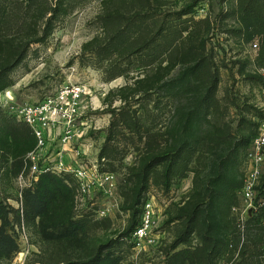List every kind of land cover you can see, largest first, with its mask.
Masks as SVG:
<instances>
[{
    "label": "rangeland",
    "instance_id": "rangeland-1",
    "mask_svg": "<svg viewBox=\"0 0 264 264\" xmlns=\"http://www.w3.org/2000/svg\"><path fill=\"white\" fill-rule=\"evenodd\" d=\"M164 4L169 10L195 4L198 18H210L214 27L210 47L221 67L220 113L214 119L205 118L204 112L197 111L194 97L184 96L174 109L169 136L176 142L184 137L192 142L216 124L222 130L231 129L230 143L211 153L204 148L190 165L187 177L174 180L169 187L154 180L143 195L144 205L136 204L135 189L140 184L132 170L143 162L142 145L136 139L134 144L123 141L114 146L109 157L100 158L110 125L107 112L121 106L119 99L115 100L119 96L115 92L128 81L120 77L107 83L102 70L80 63L82 46L97 34L94 20L100 2H91L58 24L46 45L35 46L14 72L15 84L0 93V114L6 116L9 125L24 132L28 126L14 119L6 105L36 104L66 85L84 89L75 136L62 144L56 134L39 154L35 147L26 155L15 157L18 151L11 147L15 129L6 130L0 118V206L7 212V234L19 246L11 259L0 264H85L100 247L104 252H115L123 264H166L180 207L191 198L200 199L222 190L233 191L238 198L231 221L219 223L209 213L204 231L226 238L231 248L238 249L248 239L253 245L262 236L259 224L262 220L264 227V163L254 208L247 210L240 194L249 167L251 139L258 135L264 122V68L256 67L260 40L246 41L234 0H167ZM180 71L177 69L174 76ZM134 75V69H130L129 77ZM111 92L114 94L109 97ZM28 141L22 142L21 147ZM33 152L39 166L46 161L64 162L63 172L48 174L58 177L73 191L68 198H50L42 219L27 217L25 210L26 190L34 191L44 175L34 172L30 158ZM197 174L200 181L195 183ZM80 219L87 222L83 230L67 234L70 220ZM59 228L63 229L60 233L56 231ZM52 230L61 236L50 240Z\"/></svg>",
    "mask_w": 264,
    "mask_h": 264
},
{
    "label": "trees",
    "instance_id": "trees-1",
    "mask_svg": "<svg viewBox=\"0 0 264 264\" xmlns=\"http://www.w3.org/2000/svg\"><path fill=\"white\" fill-rule=\"evenodd\" d=\"M93 1L0 0V93L15 84L14 72L29 58L35 46L46 45L58 24ZM166 1L99 0L100 9L94 20L97 34L82 46L79 56L81 64L102 70L107 83L127 78V84L115 92L119 95L115 100L119 99L121 106L107 112L110 125L100 158L109 157L114 146L123 141L134 144L136 139L142 145L143 162L132 170L140 184L135 189V201L140 206L144 205L143 195L148 193L154 180L169 187L174 180L186 178L190 165L204 148L208 149L206 153H211L228 145L231 138L229 126V130H222L216 124L209 133L192 142L185 137L176 142L169 136L174 109L184 96H193L197 111L212 119L220 113L222 101L218 97L221 67L214 48L210 47L213 22L208 17H197V3L169 10L164 8ZM234 1L246 41L260 40L256 67L264 68V0ZM130 69L138 75L130 78ZM177 69H181L180 74L174 76ZM0 118L6 130L15 129L14 144L10 145L18 151L15 157L24 156L36 147L37 140L29 127L21 132L8 124L5 115L0 114ZM198 181L199 174L195 183ZM72 194L65 182L44 174L34 191L25 192L26 215L42 219L50 198H68ZM237 199L235 192L222 190L200 199L191 198L180 207L175 218L177 232L166 264H264L262 220L259 224L262 236L253 245L248 239L240 249L231 248L226 238L204 231L209 213L219 223H230ZM0 221L1 263L11 259L19 246L7 234V212L1 206ZM70 221L67 234L83 230L87 223L81 219ZM137 225L138 222L134 228ZM54 230L50 232V240L61 236ZM85 264L123 262L115 252H104L100 247Z\"/></svg>",
    "mask_w": 264,
    "mask_h": 264
},
{
    "label": "built area",
    "instance_id": "built-area-1",
    "mask_svg": "<svg viewBox=\"0 0 264 264\" xmlns=\"http://www.w3.org/2000/svg\"><path fill=\"white\" fill-rule=\"evenodd\" d=\"M254 47L257 48V45ZM83 96L84 89L80 85H66L36 104L6 106L14 119L26 124L32 130L37 140L35 150L39 154L56 134L61 138L62 144L72 140L75 136V122L81 115L80 105ZM34 154L35 152L31 153L30 158L34 163V172L37 174H58L66 169L62 161L56 163L46 161L39 166ZM248 161V171L240 191L247 210L254 208L264 163V122L259 128L258 135L252 140Z\"/></svg>",
    "mask_w": 264,
    "mask_h": 264
}]
</instances>
